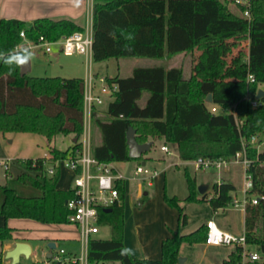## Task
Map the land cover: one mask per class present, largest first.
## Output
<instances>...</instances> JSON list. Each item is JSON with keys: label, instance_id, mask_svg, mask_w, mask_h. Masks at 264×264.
Returning a JSON list of instances; mask_svg holds the SVG:
<instances>
[{"label": "trees", "instance_id": "trees-1", "mask_svg": "<svg viewBox=\"0 0 264 264\" xmlns=\"http://www.w3.org/2000/svg\"><path fill=\"white\" fill-rule=\"evenodd\" d=\"M235 2V0H234ZM241 12L247 7L237 4ZM251 19L230 9L224 0H94L93 6V60L112 58L163 59L181 53H193L202 45L216 46L236 38L248 37L249 74L255 77L247 82L249 97L221 94L213 80L187 79L182 67L163 65L138 67L129 77L105 76L107 83L117 89L106 111L97 106L92 111V123L100 132L102 142L93 145V156L101 163L113 164L146 160L129 156L127 132L135 129L140 144L161 140L166 146H176L182 162L199 158L230 159L243 150L250 160L248 173L252 177L250 192L259 201L245 209V237L247 246H256L264 253V147L258 148L264 135V98L254 107L258 90L264 84V0H251ZM84 28L69 19L41 18L32 24L17 19H0V132H28L45 136L52 141L58 135L77 138L66 150L50 148L55 158H66L81 149L84 130L83 78L21 76L20 65L7 64L5 59L24 55L17 50L25 45L21 37L37 42L41 36L58 41ZM28 52V51H27ZM218 49L208 52V61L218 58ZM224 90V89H223ZM213 95L212 103L207 101ZM146 97L144 104L141 103ZM217 107V112L212 108ZM101 114L103 116H101ZM259 138L257 144L251 138ZM26 172L18 174L24 184L39 188L40 196L24 197L15 189L0 185L4 199L0 215L30 219L43 224H67L72 213L68 202L76 197L73 188L61 189V170L49 176L44 157L24 160ZM189 193L186 202H209L218 211L232 206L236 186L222 180L212 185L213 193L200 195L196 175L185 167ZM121 203L110 212L99 209L100 226L111 227L110 239L94 237L88 246L89 264H179L184 244H206V223L195 231L182 234L180 230L162 243L160 259H135L122 254L125 247L124 179L116 180ZM165 200L179 210V224H188V215L177 197ZM15 230L7 223L0 225V244L13 239ZM242 247H236L223 264H241ZM67 262H65L66 264ZM68 264H79L68 262Z\"/></svg>", "mask_w": 264, "mask_h": 264}, {"label": "rangeland", "instance_id": "rangeland-1", "mask_svg": "<svg viewBox=\"0 0 264 264\" xmlns=\"http://www.w3.org/2000/svg\"><path fill=\"white\" fill-rule=\"evenodd\" d=\"M229 4L230 9L237 13L241 12V9L237 6L234 0H224ZM244 14V13H243ZM251 19V17L249 18ZM233 44V43H229ZM209 46L202 45L193 53H181L177 54L170 58H165L162 60L151 59V58H124L116 59L112 58L105 64H98L96 61L92 60L91 64L86 63L84 57L83 61L79 60L78 56L66 58L63 56L62 64L67 66H72L74 64L81 63L82 70L88 72V66H91V73L95 77L96 81V72L99 71L103 75H109L115 77L120 75L121 77H129L132 75L133 68L138 67H153L156 65L163 66H173V67H182L184 69V76L187 79L193 78L196 80H213L221 87L225 86V83L217 81V78L223 79L226 78L236 80L230 85L225 87L229 90V93L232 96L242 97L243 88L247 89L246 80H244V75L242 71L235 73L232 63L228 64V60H221L217 63L218 67L216 71L202 72L198 64L201 60H206L203 54L199 52L205 47ZM40 49H34L31 54L33 60V69L30 73L34 77H56L61 76V64H54L48 62H43V60L38 57ZM199 62V63H198ZM235 64V62L233 63ZM239 63L235 64L236 66ZM221 65V66H220ZM225 66L230 69H226ZM241 68V67H240ZM213 70V69H212ZM207 71V70H206ZM218 72V73H217ZM72 73H77V70H73ZM64 77H75V76H64ZM207 77V79H205ZM209 77V78H208ZM204 78V79H203ZM84 80L86 78H83ZM216 79V80H215ZM98 87L100 83L98 82ZM233 87V89H232ZM261 89L264 90V84L261 86ZM147 95L143 98L141 103L146 100ZM112 100L111 97H105V103L101 105L103 109L108 107L109 102ZM101 111V110H100ZM101 116H103L101 114ZM99 132L96 127L91 123V136L92 144L97 145L95 140V133ZM264 138V135H263ZM72 144L70 135H58L51 142L48 139L39 134L28 133V132H11L3 133L0 132V185L8 186L15 189V191L24 197H33L40 196L42 191L34 186L27 185L19 181L18 174L26 172V167L24 160L30 157L36 156H46L49 155V150L51 147L56 146L59 149H66ZM163 141L156 140V144L153 146L150 155L155 157L154 160H144L147 162L146 166L151 170H157L162 175V195L165 200L167 195L170 198L177 197L181 200V206L184 207L185 213L188 215V224L186 228L190 231L197 229L206 219L207 213L211 212L215 214L213 208L208 205L206 202L196 203V202H186L184 199L187 197L189 190L187 181L185 178V167H188L192 175H196L199 181L205 180L209 185L210 189L208 194L212 195L213 189L212 185L215 182H221L222 180L231 179L232 183L236 186L235 192H233L234 199H237L241 202H244L246 194L244 193L245 185V168L242 164H231L228 168H223L218 170L216 168L202 169L195 171V166L192 162L184 164L179 156L176 146H170L171 154L162 150ZM169 146V145H168ZM264 146H261V148ZM143 160L141 161V163ZM173 163V164H172ZM175 163H178L177 166ZM139 162L132 160L129 162H122L118 166H115L122 176H124L129 181L128 195L125 199L126 207L142 208L144 203L153 197V192L156 189L159 180L161 177H157L154 184L155 187H149L147 182L143 181V177L139 176L137 179H133L134 171L138 166ZM6 165L9 167L7 170ZM228 175V178H227ZM70 179L67 171H62L59 181L60 187L69 188ZM139 184L143 186V191H149L150 195H138ZM252 195L249 194V197ZM4 199V192L0 190V206ZM167 203V202H166ZM172 207V206H170ZM177 210L178 208L172 207ZM180 215V213H179ZM214 219L219 223V225H229L234 232V236L241 237L244 235V210L243 208H236L230 206L225 209H219L218 213L214 215ZM0 222L4 223V218L0 215ZM10 223V224H9ZM2 224V223H1ZM7 225L16 228V235L24 234L33 237L31 243L34 247V253L29 257H23L18 264H54L56 262V257L60 255V250L64 249L67 253L62 255L61 258H66L69 255V252L75 251L76 254H80V245L77 242L75 237L79 236V232L75 224H43L30 219H19L11 218L7 220ZM112 234L111 227L104 225L100 227V233L97 234V237L103 239H110ZM59 237V238H58ZM63 237V238H61ZM74 237V238H73ZM66 238V239H65ZM72 238V239H70ZM56 239L54 242L56 244V249L51 250L49 247V240ZM9 241H6L0 244V264H13L11 259L6 258L5 245ZM207 245H188L185 244V256L187 261L183 264H213V257L215 254H220V252H228V250H234L236 245H224L220 247L211 246L209 249ZM247 250L249 253H257L260 256V260L256 264H264V253L260 252L256 246H248ZM52 254L53 258L49 259L48 255ZM68 264V262L66 263ZM119 264V263H116Z\"/></svg>", "mask_w": 264, "mask_h": 264}, {"label": "built area", "instance_id": "built-area-1", "mask_svg": "<svg viewBox=\"0 0 264 264\" xmlns=\"http://www.w3.org/2000/svg\"><path fill=\"white\" fill-rule=\"evenodd\" d=\"M236 4L247 7L244 15L247 18L251 17L249 7L251 0H235ZM21 37L25 40V45L17 50H32L40 48L45 54H52L55 46H60L61 53L66 56L83 55L86 57V63L91 64L93 60V43L94 33L93 28H87L83 31H76L73 34L63 37L58 41H49L44 36H41L37 42L29 41L26 38L24 32L21 33ZM255 77L251 74L247 75V81L253 82ZM95 83V77L91 73V66H88L87 77L85 80V92H84V130L81 136V149L76 154H69L66 158H55L51 154L44 157V166L49 176L55 175L57 170H69L74 174L72 188L76 191V197L68 202V206L72 213L68 216V221L71 224H75L79 232L78 243L80 245V254H70L66 258H61L67 252L64 249L60 250V255L56 257V261L73 262L79 264L88 263V246L92 238L97 237L100 233L99 224V209H109L116 204L121 203V197L119 190L116 187L117 179H124L125 177L119 174L112 164L101 163L93 156L92 153V136H91V123H92V111L95 106H101L105 103V97L111 96L117 89L116 86L111 87L107 83L105 76H97ZM100 83L99 87L97 83ZM251 104L254 107L261 105L260 100H251ZM213 112H217V107L212 108ZM259 138L253 136L251 138L252 144H257ZM264 146V139L262 144L258 145L260 149ZM247 143L243 142V150L238 152L234 157L230 159H203L199 158L192 163L195 166V170L216 168L221 170L228 168L229 165L242 164L245 168V185L244 193L246 197L244 202L234 199L232 206L236 208H243L245 211L248 205H256L259 199L249 194L253 188V181L251 175L248 173V167L250 166V160L246 155ZM162 150L171 154L168 146H162ZM7 170L9 167L6 165ZM157 170H151L146 165L138 164L134 172V179L139 176L143 177V181L147 182L149 186L153 185L155 178L158 176ZM220 183V182H218ZM208 234L206 244L208 246H224L233 245L236 247H242V262L241 264H256L261 258L257 253H249L247 250V242L245 234L241 237H236L228 232L220 229L214 220H209L207 223Z\"/></svg>", "mask_w": 264, "mask_h": 264}, {"label": "crops", "instance_id": "crops-1", "mask_svg": "<svg viewBox=\"0 0 264 264\" xmlns=\"http://www.w3.org/2000/svg\"><path fill=\"white\" fill-rule=\"evenodd\" d=\"M93 6H94V0H0V19H8V20L17 19V20L24 21L29 25L32 24L35 20L41 19V18H49L53 20L69 19V20L74 21L76 24H78L84 29H87V28L90 29V28H93ZM229 43H233V44H229ZM249 46H250V42H249L248 37L228 40L224 42L223 44H218L216 46H207L199 52V54H203L205 56L206 60H201L200 64L198 65L202 67L201 68L202 72L216 71V68L218 67L217 63H219L221 60H228V64L232 63L234 70H236L235 73H239V71H242V74L244 75V80H246V84H247L248 82L247 75L249 74V68H248ZM35 49H40V48H35ZM212 49H216V50L218 49L219 51L218 58L215 59L214 61H210V60L208 61V52H210V50ZM33 50L34 49L28 51V53L30 54V59H31V71L33 69V60L31 57V54L33 55L32 53ZM37 55H39L38 57H40L43 60V62L46 60L45 62L50 61V63L52 64H54V62H56L57 64H61L60 65L61 72H63L62 77L64 76H75L76 78H86L87 77L86 72L82 70L81 63H78L77 65L74 64L72 68L70 67V65L67 66L66 64L61 63L63 56L66 58L78 56L79 57L78 59L82 61H83L82 57H84L86 61V57L83 55L66 56L63 53H61L60 46H55L52 54H49V55L45 54L44 51L40 49L39 54ZM165 58H170V57H165ZM109 60L97 62V63L105 64ZM158 60H162V59H158ZM234 62L235 64L237 63L239 64L236 66L235 64H233ZM165 67L171 68L173 66H165ZM225 68L230 69L231 66L230 68L229 67L227 68L225 66ZM134 69L135 68H133V70ZM73 70H77V73H72ZM30 73L28 75H30ZM101 75L107 76V75H103L99 71L96 72V76H101ZM64 78H74V77H64ZM205 79H207V77H205ZM217 81L221 83H225V86L230 85L229 87H231V84L233 82H236V80L234 81L229 78H226L224 81L221 78H217ZM225 86L221 87V85L216 83L217 91L221 94L229 93V90L231 88L227 89ZM243 89L244 90L242 92V96L245 98L249 97L248 89H245V88ZM145 101L142 104H144ZM107 108L103 109L101 106H98V109L101 111H106ZM70 136H71V141L73 144L75 138L72 135ZM95 140L97 144H100L102 142V137H101L100 132L95 133ZM164 145L165 144H163V146ZM53 147H56V146H53ZM168 147L170 148V146ZM152 148L153 147H151L150 151L145 155L146 160L150 159V160L155 161L156 158L150 155ZM66 149H61V150H66ZM49 154H50V150H49ZM40 157H45V155L30 157V158L35 159V158H40ZM30 158H27V159H30ZM143 162H146V161H143ZM183 163L186 164L185 162ZM113 164H115V166H118L119 164H122V162H117ZM175 164L177 166L179 165L178 163H175ZM115 166L113 165L115 170L117 172H120ZM62 171L68 172L69 179L71 181L70 182L71 186L69 188H72L74 174L66 169L61 170V173ZM159 175L160 173L158 174L157 177L159 178L161 177V180H159L158 185L153 192V195H152L153 197L148 199L143 204L144 206L142 208L126 207V201H125L124 242H125V247L128 250H130L129 253L135 259H153V260L160 259L162 256V243L166 238L171 237L178 230H180L182 234H188V233L193 232V231H190L188 228H186L187 225L184 227H180L178 211L170 207L164 201V198L162 195V186H161L163 177L162 175L161 176ZM157 177L155 178V180L158 179ZM227 178H228V175H227ZM226 181L233 182L231 181V179H227ZM125 183H126V197H127L128 189H129V181L126 178H125ZM202 184L209 185L205 180L199 181L197 178L198 187ZM149 187H155V185H152ZM60 188L69 189L65 187H60ZM209 189H210V185H209ZM138 190H139L138 191L139 196L141 195L149 196L150 195L149 191L148 192L143 191V186L141 184H139ZM206 203L210 205L209 202H206ZM217 213L218 211H215V214ZM215 214H212L211 212L207 213L206 219L203 220L202 224L207 223L209 220H214L220 229L233 235L234 234L233 229L229 225H226V224L219 225V223L214 219ZM5 223H7V221L4 220V223L0 222V225H4ZM9 227L13 228L15 232L13 235V239L10 240L5 245L6 252L11 250L15 246L16 242H25L31 245L32 251H33L32 254H33L34 247H33V244L31 243V241L33 240V237H30L29 235H24V234H21V235L19 234L17 236L16 228L11 227V226ZM244 234H245V211H244ZM74 239H76L78 242V237H75ZM55 240L56 239H53V240L50 239L49 244L52 242L55 243L54 242ZM198 245H201V244H198ZM202 245H205V244H202ZM206 247L207 249H209L211 246L207 245ZM184 248H185V244L181 247L180 257H184L186 254ZM232 252L233 250H230V251L228 250V252H220V254H215L213 257V264H223V261L227 259ZM70 254H75V251L69 252V255ZM23 257L25 256H21V259ZM185 261H187L186 258H185Z\"/></svg>", "mask_w": 264, "mask_h": 264}, {"label": "water", "instance_id": "water-1", "mask_svg": "<svg viewBox=\"0 0 264 264\" xmlns=\"http://www.w3.org/2000/svg\"><path fill=\"white\" fill-rule=\"evenodd\" d=\"M31 72V59L28 60V62L24 65H20V74L21 76H26ZM264 98V90L259 89L258 93L256 95L257 100H261ZM207 101L209 103H212L213 101V95L209 94L207 97ZM77 141V138L74 139V142ZM127 144L129 148V156L132 159H140L145 153L149 152L153 143L147 142L144 144H140L136 139V131L133 128H130L127 132ZM143 165H146V162H142ZM209 190V185L202 184L198 187V192L200 195H204ZM105 212H110L111 209H104ZM49 247L51 250L56 249L55 243H50ZM32 247L28 243L25 242H16L15 246L7 251L6 258L11 259L13 261V264H18L21 260V256H25L26 258H29L32 254ZM49 259L53 258L52 254L48 255ZM185 262V258L180 257L179 258V264H183ZM54 264H62L61 261H56Z\"/></svg>", "mask_w": 264, "mask_h": 264}, {"label": "clouds", "instance_id": "clouds-1", "mask_svg": "<svg viewBox=\"0 0 264 264\" xmlns=\"http://www.w3.org/2000/svg\"><path fill=\"white\" fill-rule=\"evenodd\" d=\"M2 58V57H0ZM30 59V54L27 52V50H25V54L24 55H13L7 59H5V63L7 64H12V63H16L17 65H24L28 62V60ZM130 250L128 249H123L122 250V254H128Z\"/></svg>", "mask_w": 264, "mask_h": 264}]
</instances>
